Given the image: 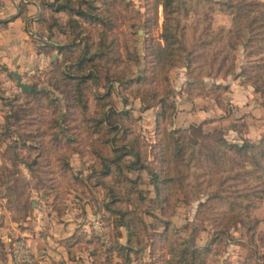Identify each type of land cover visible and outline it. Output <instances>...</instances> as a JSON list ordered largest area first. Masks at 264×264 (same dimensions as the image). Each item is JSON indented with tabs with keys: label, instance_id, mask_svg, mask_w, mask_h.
<instances>
[{
	"label": "rangeland",
	"instance_id": "1",
	"mask_svg": "<svg viewBox=\"0 0 264 264\" xmlns=\"http://www.w3.org/2000/svg\"><path fill=\"white\" fill-rule=\"evenodd\" d=\"M156 1L82 2L87 12L108 16V25L65 11L47 13L45 25L54 19L62 22V26L54 28L49 35L58 41L77 42L80 46L59 52L60 63L47 69L46 73L23 75L22 80L36 86V92H25L11 73L3 79L5 83L0 87V199L4 201L0 200V205L6 210L0 216V226H22L29 218L40 220L41 214L53 212L61 220V216L69 212L87 219L91 215L86 209L87 202L95 215L85 219L84 223L97 218L111 226L113 215L105 209L103 199L106 189L95 186L90 177L100 166L98 151L109 153L110 145L100 140L101 137L103 141L106 139L104 133L108 125L105 122L93 128L94 123L88 120L101 110L107 113L111 104L117 109L129 110L117 123L116 133H123L120 125L129 126L132 131L128 136L137 139L135 146L141 153V161L146 164L140 170L128 172L133 179L140 176L138 187L143 190V199L134 191H127L126 183L119 187L136 200L128 199L123 205L137 208L134 217L138 237L129 240L128 231L126 237H121V233L117 237L115 231L116 236L113 234L111 238L113 244L124 242L133 246L130 260L124 259V264H164L172 256L170 244L179 245L182 240L199 247L210 244L211 250L203 264H264V155L260 153L264 151V95L255 89L257 93L247 103L245 98H237L241 95L237 90L243 91L242 87L250 83L238 72L246 65L264 60V51L259 55L251 54L249 50H255L257 45L246 49L244 43L232 44L227 31H223L220 39L216 36L221 26L235 28L233 14L227 11L226 5L221 8L219 0H202L201 3L190 0L187 3L190 12L182 11L179 17L182 24H187L188 45L196 44V52L205 56L199 57L190 67L178 60L166 68L157 56L159 42L165 44L162 37L164 5H156ZM90 3L99 9H91ZM261 10L264 9H255L251 14H259ZM73 16L78 18V25L70 23ZM237 23L244 36L249 29L246 20ZM102 30L109 32L107 40L113 39L115 47L108 59L88 61L87 67L83 68V73L93 74L83 85V98L88 103L84 110L77 80L68 77L66 72H73L70 68L80 61L89 41L93 40L94 47L97 46ZM253 32L256 38H261L264 27H257ZM202 40L212 43L202 44ZM258 44H264V41H258ZM214 52L221 54L220 59L222 54H228L222 70L219 69L220 60L209 61ZM252 68L257 70L255 65ZM228 69L232 72L221 76ZM208 71L222 74L214 77L208 75ZM128 79L131 82L125 83ZM191 80L196 82L189 84ZM218 83L226 88L217 87ZM108 92L111 93L104 102L109 104L102 108L98 97ZM163 97L169 104L167 111L173 122L169 124L163 119L162 127L188 128L179 138V143L185 144L177 153V165L172 172L178 182L170 202L157 196L154 173L156 169L160 171V163L153 153L162 135L156 131V121L163 108ZM208 97L220 101L224 120L216 123V117L207 120L202 123L203 131L221 129L229 143L258 144L260 147L255 149L253 162L248 155L238 154L228 146L218 145L221 146L219 149H212L215 142L212 138L197 143L189 139L195 133L194 128L189 130V127L197 122H183L187 114L183 112L186 108L182 107V102L188 98L196 99V107L207 104ZM134 158V154L126 156L127 161ZM255 158L260 164L255 163ZM163 174L160 171V176ZM10 236L11 239L5 242L0 235V264L9 263V247L22 235L10 233ZM92 239L97 252L94 262L113 264L101 246V235L92 236ZM117 259L119 256L115 252L113 260ZM13 263L17 264L16 261Z\"/></svg>",
	"mask_w": 264,
	"mask_h": 264
},
{
	"label": "trees",
	"instance_id": "2",
	"mask_svg": "<svg viewBox=\"0 0 264 264\" xmlns=\"http://www.w3.org/2000/svg\"><path fill=\"white\" fill-rule=\"evenodd\" d=\"M87 0H42V3L45 5L47 12H45L43 16V20L47 22L48 17L47 13L54 14L57 12L65 11L69 14L79 15L81 17L85 16L90 19L91 22H98L102 25H108L109 18L108 16L94 12H87L85 8H83L82 2ZM190 0H157L156 5L162 3L164 5V15L165 20L163 24V32L162 37L165 40V44L162 45L160 42L158 44V54L160 56L164 64L167 66H172L177 63V61H183L188 67L191 66L193 62L199 60V57H204V53L196 52V44L194 43L188 45L186 41V26L187 24H182L179 14L184 11V13L188 14L190 12V8L187 5ZM204 1V0H203ZM210 1V0H208ZM249 1V2H248ZM80 2V3H79ZM202 0H197V3H201ZM221 5L227 6V11L233 14L234 26L235 28L224 29L225 26H221L218 34L216 35L219 39L221 35L224 33L223 31L228 32V39L232 44L244 43L246 49L249 48L250 45H257L255 50H249L251 54H262L264 51V44H258V41L263 40L264 36L261 38H256L254 34V30L257 27H264V10H261L259 14L252 15L251 13L255 11V9H264V1L262 0H219ZM91 9H99L96 4H89ZM262 7V8H261ZM102 11V10H99ZM240 20H246V26L249 27L248 32L244 34V36L240 33V24L237 23ZM70 23L73 25H78V18H73L70 20ZM62 22L60 20L54 19L53 22H50L49 25H46L50 33L53 31L54 27H61ZM65 27V26H63ZM239 27V29H238ZM238 30V31H237ZM234 31V34H233ZM109 32L107 30L101 31L100 41L97 42V46L94 47L95 43L93 40L89 41L86 44L85 51H82V57L78 63L73 65L70 69L73 72H66L68 77L77 80V89L79 99H81L82 107L84 110L88 108V103L85 98H83V85H85V81L93 76L92 73L85 74L83 73V68L87 67V62L92 61L96 62L100 59H108V55L113 51L114 41L107 40ZM51 36V35H49ZM77 38V37H76ZM216 38V37H215ZM202 44H210L211 40H202ZM80 46L77 42H63V43H51V47L53 50H57L59 52L75 50L76 47ZM94 47V48H93ZM221 55V54H220ZM219 53L214 52L212 56L209 58L211 63H215V61L220 60L219 69L222 70V64L225 63L228 58V54H222V58ZM119 56V54H117ZM117 60H120L119 58ZM60 62L58 59L52 61V69L57 66ZM158 63V61H157ZM235 65V64H234ZM257 67V70H253V66ZM252 65H246L242 68L241 72H238V75H242L246 81H249L254 85L257 91H260L264 95V60L256 61V63ZM50 68V69H51ZM80 71V72H79ZM232 72L231 69H228L226 73L220 71L215 74L212 71L206 72L208 75L215 76H227ZM63 73V72H62ZM70 73V74H69ZM83 73V74H81ZM64 74V76H66ZM69 74V75H68ZM62 75V74H61ZM131 82L130 79L124 81ZM196 80L189 81V84H194ZM217 87L226 88L223 84L218 83ZM36 86H33L32 89H24L25 92H36ZM109 94H104L99 96L100 106L103 108L108 102H104ZM219 99V96L217 97ZM217 99V101H218ZM107 101V100H106ZM162 111L157 115V133H162L161 137L157 140L155 144L156 152L154 154V158L158 159L160 163V171L163 176H160V171L157 169L155 172V188L156 194L162 201L170 202L171 196L174 194L175 184L178 182V179L172 175V172L175 170L177 164V153L184 146L183 143H179V138L182 136V133L188 128L176 127L173 129L163 128L162 121L163 119L168 120L169 124L173 122V117L171 113L167 111L169 104L167 103L166 98H162ZM220 102V101H219ZM109 110L107 113L101 110L95 116H89L88 120H92L94 123L93 128L97 125H104L107 122L108 126H105L106 139L103 141L101 137V142H106L109 146V153H104L103 151H98L100 160V166L94 169V172L90 174V177L94 179L93 183L95 186H102L106 189L104 194V206L107 211H110L113 215V224L117 228L120 225H125L128 229L129 240H132L138 237L137 225H136V217L135 214L137 212V208H129L128 206H124L123 203L131 199L132 201H136L134 197H130L127 194H124L121 190L120 185L122 183H126L127 191H134L137 193L142 199L144 198L142 193L143 190L138 187L140 182V176L137 179H133L129 176L128 172L134 169L140 170L146 167V164L141 161V153L138 148H136L135 143L137 139L129 138L128 134L131 132L128 125L122 124L123 133L117 134L116 130L118 129L117 123H120V119L125 114L129 113V110H120L116 107L109 105ZM105 113V114H104ZM65 118V117H64ZM207 120H204L200 123L193 124L189 127L194 128L195 133L191 134L192 136L189 139H193L194 143L200 142L202 139L212 138L214 142L212 149H219L221 146H228L230 149L235 150L238 154L248 155L250 160L252 161V157L257 153L255 149L259 148L258 144L252 142H245L244 144L238 143H229L225 136L222 134L221 129H216L213 132H204L202 128V123L204 124ZM96 129L95 131H97ZM111 134V136H109ZM213 136V137H212ZM110 137V138H109ZM112 137V138H111ZM183 141V140H182ZM202 144V143H201ZM204 147V146H203ZM224 152V149H221ZM261 154L264 155V151H260ZM129 154H134L135 158L132 161H127L126 156ZM185 161V159H182ZM255 163H258V159L255 158ZM253 162V161H252ZM178 163V162H177ZM175 165V166H174ZM231 210H235L233 206H231ZM235 212V211H234ZM135 213V214H134ZM238 216V214H237ZM169 224V223H168ZM169 225H167L166 230H168ZM179 245L170 244L169 251L172 253L170 258H167L164 264H203L206 259V255L209 254L211 250L210 244L206 246L199 247L190 243L189 241H180ZM107 252V259L113 264H124V259L126 261L130 260V252L133 251V246L129 244H120L116 246H110L105 250ZM120 257L119 260H113V253Z\"/></svg>",
	"mask_w": 264,
	"mask_h": 264
},
{
	"label": "crops",
	"instance_id": "3",
	"mask_svg": "<svg viewBox=\"0 0 264 264\" xmlns=\"http://www.w3.org/2000/svg\"><path fill=\"white\" fill-rule=\"evenodd\" d=\"M5 3V8L0 9V80L2 81L0 87L4 85L3 79H6L8 73L16 78L13 73L17 71L22 75V79L25 73H46L47 69L52 67V61L59 56V51L53 50L51 43H63L49 36V30L43 20L47 9L42 0H5ZM242 88L243 91L237 90L238 93L241 92L237 98L243 97L247 103L256 92L255 87L246 83ZM237 98L235 101L238 102ZM208 99H205L207 104L196 107H194L196 99L188 98L183 101L182 107L186 108L183 112L187 114L183 122L195 120L200 123L215 117L217 118L215 123L222 122L224 120L222 106L214 97ZM176 119L178 122V117ZM85 205L90 211L89 214L95 215L93 209L88 208L91 206L90 203L87 202ZM5 210L6 208L0 205V216ZM72 213L61 216L63 220L55 216L54 212L41 214L40 220L38 218L30 220L28 216L29 219L24 221L22 226L19 224L0 226V235L2 234L5 242L11 239L10 233L26 236L33 247L46 257L47 264H97L94 262L97 252L92 236L94 238L101 235V246L103 249H108L110 246H116L111 239L115 231L117 237H120V233L123 238L127 235L128 229L125 225L116 228L112 222L111 226L108 223L105 225L103 220L97 218L87 224L84 223L86 218L82 215L72 216ZM91 215L88 218L92 219ZM86 225L89 227H84ZM9 248L11 249V246ZM7 254L8 264H14L10 251Z\"/></svg>",
	"mask_w": 264,
	"mask_h": 264
},
{
	"label": "built area",
	"instance_id": "4",
	"mask_svg": "<svg viewBox=\"0 0 264 264\" xmlns=\"http://www.w3.org/2000/svg\"><path fill=\"white\" fill-rule=\"evenodd\" d=\"M5 6V0H0V9ZM10 254L19 264H47L46 257L40 254L24 235L13 240Z\"/></svg>",
	"mask_w": 264,
	"mask_h": 264
},
{
	"label": "water",
	"instance_id": "5",
	"mask_svg": "<svg viewBox=\"0 0 264 264\" xmlns=\"http://www.w3.org/2000/svg\"><path fill=\"white\" fill-rule=\"evenodd\" d=\"M13 74L17 78V80L19 81V83L23 89H32L33 88L32 84L22 80V75L19 72L15 71Z\"/></svg>",
	"mask_w": 264,
	"mask_h": 264
}]
</instances>
